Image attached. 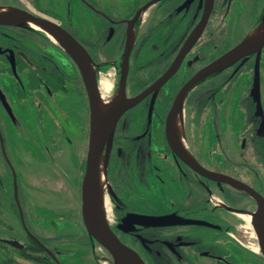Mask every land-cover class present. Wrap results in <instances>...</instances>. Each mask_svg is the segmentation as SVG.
<instances>
[{"label":"flooded vegetation","instance_id":"af4514ba","mask_svg":"<svg viewBox=\"0 0 264 264\" xmlns=\"http://www.w3.org/2000/svg\"><path fill=\"white\" fill-rule=\"evenodd\" d=\"M83 1L89 3L86 4V6H88L91 15V17L89 15L90 20L88 24L89 34L85 33L87 42L90 41L93 43L94 53L96 56L100 55L102 57L101 61L96 59V56L91 53L90 49H88L85 38L81 39L77 37L73 33L69 32L60 23H56L64 27L84 47L96 67V74H100L102 71H106L109 68L112 69L114 76L112 78V84L114 88L117 87L118 89H122L125 99L137 95L174 65L175 60L178 58L183 49V45L189 33L201 19L208 4V0H140V5L133 9L134 0H122L123 3H113L111 8L105 9L103 4H97L93 0ZM217 3L222 4L223 7L226 8V11L223 14L216 13L217 10L215 7ZM250 5L251 2H247V0H213L212 9L206 24L199 35L192 41L189 49L185 52L174 72L160 87L151 91L142 99L129 105L122 112L115 124L113 138L111 141V149L113 154L117 157L115 164L118 178L115 182L118 183L121 180H124L126 187H130L129 185H131V183L134 184L136 182L138 185L144 186L145 189H148L151 182H149V180L154 175V172H156V170L163 169V167L157 164L155 159L163 161L169 160V163L173 164L177 171L176 176L169 177V181L173 182L174 186L177 190H179L178 196H176L175 199H170V209H167L166 207V204L169 203L166 199L163 200L162 203L159 201L162 205H155V199H152L148 205H138L140 207H136L134 202H126V204L120 203L115 205L114 212L116 222L111 225V228L120 239V235L114 230L113 226L118 225L121 217H126L128 214L167 215L166 219L158 226L136 224L134 226L124 227L128 230V232H126L127 237L133 238L136 236V238H141V235L143 236L144 253L148 260L145 262L146 264H219L221 261L226 262V264L264 263L263 253L253 250L250 245L244 246L239 240H237L233 234L236 227L228 220V217H231L232 215H238L241 217L240 212L242 211L250 213L254 212L251 208L253 204L255 205L254 210L256 211L261 205L264 206V200L262 204L258 206L257 199L245 190L221 181L206 178L195 172L186 163L176 157L171 147L169 128H167L168 111L182 85L201 67L222 56L227 50L232 48L230 47L226 49L227 44L230 41L231 33L235 35L238 32L243 31V34L245 32L243 37L240 39L241 41L247 32L252 29V27L258 26L262 23L264 20V3L263 14H261L259 22L256 25H253L250 29L246 30V28L253 23V19L251 17L241 18L240 15L242 8ZM257 6L262 7L261 2H259ZM16 7L23 9L20 5ZM236 7L237 9L239 8L240 11L237 24L233 26L234 30L231 29V25L229 26V34L223 43L218 45L217 48L215 45L201 48L200 41L204 39L206 29L208 27L221 24L228 25L231 11ZM129 28H132V39L126 56L127 63L124 73L123 62L125 59ZM92 32L95 34V37L92 35ZM207 36L208 35L205 34V38H207ZM240 41H238V43ZM51 42L55 45L50 44L48 46H57L60 50L67 53L57 43L52 40ZM2 46H4V44L0 45V47ZM3 49H5V53H9L10 60L11 54L14 56L15 72H13L11 62L9 66L11 74L14 78V96L15 99L22 100L25 96L22 99L18 97V85L24 86L25 94L26 90L30 89L26 88L25 79L17 70L16 60L17 56L23 57L25 54L20 50L15 51L14 49L8 48L6 45ZM256 49V52L239 57L232 64V66L230 65V68L226 70H224L226 67L220 69L221 71L224 70L220 73L222 74L223 82L228 81L226 83L228 86V93L222 103L227 99L233 82L240 75L251 73V88L253 87V92L251 94V92L248 91L249 88H242L240 106L244 111V123L248 120L250 112H257V132L264 134L260 128V105L258 108L256 100L253 101V99H255L254 64L257 52L260 54L259 92L261 91V67L264 63V42ZM51 55L53 56V54ZM201 58L206 59L203 60ZM4 59H6V56L3 55L2 57L0 55V61H3ZM201 60L203 61L201 62ZM183 66L186 68L189 76L185 81H180L177 88L176 86L172 87L171 84L173 78L175 75L180 73ZM62 68L65 69L63 66ZM220 70L212 72L199 80L187 93L184 102H186V98L199 87L205 78L211 74L219 72ZM66 71L69 74H72L68 70ZM78 72L81 75L79 68ZM83 84V95H86V85L84 79ZM71 88L79 96H82L71 86H68L67 92L72 90ZM39 89L51 95H64L67 93L59 92L53 94L43 88L35 90ZM164 89H166L167 93H164ZM8 94V96L5 95L4 97L9 103H12L14 99H12L9 91ZM0 105L2 107L1 102ZM159 107L162 108L164 114H160ZM211 118L212 120L214 119L212 114ZM241 128L239 131L234 132V138L238 143L237 153L241 155L242 153L245 154L250 151L254 152V147H248L245 145V138L247 136L244 131H241ZM188 150L190 151L189 148ZM0 153V170L2 168L4 171L5 168H8L11 176L12 162L8 159L9 156L1 136ZM193 158L195 159L194 156ZM111 161L113 160L109 159L110 164H112ZM201 166L214 171L226 173L245 182L253 187L264 198L262 191L264 186V163L256 162L250 164H231L230 162H227L224 169L208 168L204 165ZM108 169L109 167L106 168V181L110 175V171H108ZM121 172L129 174L127 177H122L120 176ZM159 178L161 179V182H168V179H163L161 176H159ZM10 180L12 182L11 188H13L14 178L11 176ZM0 184L3 186V189L6 190V178H2V176H0ZM113 186L116 190L119 189L116 185H114V183ZM11 191L13 193L14 191L17 192V196L11 194V201L12 204L18 208L19 222L26 232V241L23 243L15 238L2 236H0V239L8 244H10L8 240H16L24 246L27 242V236H31L43 245L44 249L50 254L56 264H65L63 256L67 254V252H70V250L62 248V245L66 244L65 242L55 243L57 235L61 234L51 235L50 237H44L37 234V232L32 229L29 220L25 215L26 213L24 212L25 214H23L22 205L19 202L20 199L18 197V190L11 189ZM117 191L120 192L119 190ZM212 194H214L216 198L221 201L220 204H217L214 201V198L211 197ZM246 195L250 198L249 201L246 200ZM178 197L179 200H177ZM210 199L214 201L217 206H213ZM151 203L153 205H151ZM188 219L202 220L206 222V224H190L180 222ZM154 230L159 232L157 240L160 248L157 253L153 250L154 245L152 240H156V238L152 237ZM74 235H76V237L79 236L80 238H83L86 236V232L84 231L82 234L74 233ZM42 238L48 240L53 246V249L45 245L41 240ZM255 238L256 242L253 244H259V238ZM230 244L242 250L243 253H247L248 259H244L243 261L241 260L240 262L227 260V255H229L232 251ZM77 245L87 248L88 246H91L88 245L85 240L82 243H77Z\"/></svg>","mask_w":264,"mask_h":264},{"label":"rangeland","instance_id":"374dc122","mask_svg":"<svg viewBox=\"0 0 264 264\" xmlns=\"http://www.w3.org/2000/svg\"><path fill=\"white\" fill-rule=\"evenodd\" d=\"M93 1L97 4H103L105 9L111 8L113 3H123L122 0ZM139 3L140 0H134L132 8L138 7ZM0 4L20 5L23 9L34 14L60 23L77 37L85 38L88 49L95 55L94 45L90 41L87 42L85 35V33L89 34L88 24L91 17L90 10L86 6V4H89L88 2L83 0H0ZM239 12L237 7L231 11L228 24L231 25L232 30H234L233 26L237 24ZM26 26L30 27L29 25ZM244 34L243 31L235 35L231 33L227 48L237 44ZM92 35L95 37L93 32ZM45 50L53 54L66 70L74 75L79 74L76 64L67 53L57 46H46ZM0 55L6 56V59L0 61V102L2 103V107L0 105V136L4 141L9 156L8 159L12 162L11 176L14 178L12 190H20L23 194L25 204H21L19 201L23 205V214L26 213L25 215L32 229L40 236L50 237L59 233L82 234L84 231L91 236L89 241L86 242L91 245L88 248L77 245V243L84 241L81 239H76L77 243L69 241L62 245V248L70 250L63 256L65 264H115V260L110 253L88 232L82 214L81 181L90 139L91 108L87 88L86 95L82 96H79L72 88L64 95H51L41 89L26 90L24 99H15L14 78L9 68L10 55L8 52L5 53V49H0ZM23 57L28 58L27 55H23ZM261 72L259 113L261 114L260 128L264 133V63ZM188 76L189 74L183 66L180 73L173 78L171 86L177 88L180 81H185ZM113 77L111 68L96 74L98 89L101 94L105 95L106 101H110L115 97L118 88H114L112 84L111 89L105 92L100 81L103 78H108L112 82ZM251 82V73L240 75L233 82L227 99L219 108L218 126L223 138L221 143L227 149L230 158L237 161L242 160V157L237 153L238 143L234 138V132L239 131L244 123V111L240 106V98L243 87L249 88L248 91L252 94ZM8 91L14 99L12 103H9L4 97L9 95ZM164 91V93H167L166 89ZM183 107L182 133L186 146L192 152L195 160L208 168L224 169L228 161L223 153L214 148L217 136L216 126L213 123L214 119L212 120L211 114H206L201 127L196 129L191 117L192 113L189 114L185 102ZM159 112L161 115L164 114L161 107H159ZM245 156L250 157V155ZM109 159L113 160L111 161L112 164L109 163ZM116 160L117 157L113 154L110 142L107 162L110 175L107 179L106 189L110 207V220L108 222L110 228L116 222L114 212L116 204L134 202L136 207H140L138 205H148L152 199L156 200L155 205L161 204L166 199L167 202L169 201L168 204L165 203L167 209L171 208L170 199H175L179 194V190L173 182L169 181L170 176L174 177L177 174L175 166L170 164L169 160L155 159L163 169L154 172L149 180L151 182L148 189L136 182L131 183L130 187H126L124 180L118 183L115 182L118 178ZM248 160L251 161V159ZM107 166L106 168H108ZM159 176L168 179V182H161ZM113 183L119 188L117 190L120 192L114 188ZM262 191L264 194V186ZM11 192V186L4 190L0 184V236L12 237L24 243L26 232L19 222L18 208L11 201V194L17 196V192ZM211 197L217 199L214 194ZM177 200H179V197ZM211 202L213 206H217L214 201L211 200ZM151 205L153 204L151 203ZM251 208L255 211L254 204ZM136 216L137 214H128L116 226L126 227L139 224ZM228 220L235 225L236 229L233 234L242 245L251 246L256 242L251 228L247 226L243 218L232 215L228 217ZM111 230L113 231L112 228ZM230 247L232 251L227 255V260L240 262L248 259L247 253H243L242 250L231 244ZM219 264H226V262L221 261Z\"/></svg>","mask_w":264,"mask_h":264},{"label":"trees","instance_id":"16d2710c","mask_svg":"<svg viewBox=\"0 0 264 264\" xmlns=\"http://www.w3.org/2000/svg\"><path fill=\"white\" fill-rule=\"evenodd\" d=\"M248 1L251 2V5L242 8L240 15L241 18L251 17L253 19V23L248 26L246 30L250 29L253 25H256L259 22L260 16L261 14H263L264 3V0H247V2ZM259 2H261L262 7L257 6ZM215 9L217 10L216 13L218 14H223L226 11V8H224L220 3L216 4ZM229 28V24H221L208 27L205 31V34L208 36L207 38H205L204 34V39L200 41V47L205 48L209 47L210 45H215L217 48L218 45L223 43V41L229 34ZM3 44L8 48L14 49L15 51L20 50L22 53L27 55V59L21 56H17L16 60L17 70L19 71L21 76L24 77L26 83L25 86L27 89L35 90L38 88H43L49 93L54 94L59 92H67L68 86H71L75 88L76 91L81 95L84 94V84L81 75L69 74L65 69L62 68L59 62L51 54L45 51L46 46L55 44H53L47 37V35L43 32L32 29L23 24L0 23V45ZM4 46L0 47V49H3ZM226 49L228 48L226 47ZM1 56L3 57V55ZM201 59L205 60L206 58ZM203 60H201V62ZM231 66L229 65L224 70L230 68ZM222 71L220 70L219 72L209 75L201 82L199 87L186 98L185 104L189 109V114L192 113L191 117L194 127H196V129H199L206 114H212L214 118L213 123L216 126L215 131L217 134L216 141L214 142V148L223 153L225 159L228 162H230L231 164H250L256 162L264 163V134H260L257 132L258 114L256 111H254V113L250 112L248 120L243 124L241 128V131H244L247 136L245 138V145L248 147H254V152L250 151L249 153H242L241 155H239L242 157V160L237 161L230 158L227 149L221 143L223 138L219 132L218 126L219 106L226 98V95L228 93V86L226 85L228 81L223 82L222 74H220ZM24 96V86L18 85V97L22 99ZM245 155H250V157H246ZM248 159H251V161H249ZM128 174L129 173L121 172L120 176L127 177ZM0 176H2V178H6V188H9L12 185V182L10 180L11 176L8 168H5L4 171L0 170ZM18 197L21 204H23L24 198L20 190H18ZM246 200H250L247 195ZM120 221H122V217L119 219V222ZM113 228L129 247L135 249L145 262L148 261L144 253V238L142 235L141 238H136V236L130 238L127 237L126 234L128 230L123 226H113ZM158 233L159 232L157 230H154V233L152 234V237L156 238V240H152L154 245L153 250L155 253H157L160 248L157 240ZM90 237L91 236L88 233H86V236L83 238H80L79 236L76 237V235L74 234H61L57 235V240H55V243H63L69 241L77 242L76 239H81L82 241L85 240L87 242L89 241ZM41 240L45 245L53 249V246L48 240H46L45 238H42ZM0 264L56 263L54 262L50 254L44 249L41 243H39L35 238L31 236H27V242L20 248L14 247L0 239Z\"/></svg>","mask_w":264,"mask_h":264},{"label":"bare ground","instance_id":"6f19581e","mask_svg":"<svg viewBox=\"0 0 264 264\" xmlns=\"http://www.w3.org/2000/svg\"><path fill=\"white\" fill-rule=\"evenodd\" d=\"M0 22L10 24H25L32 28L43 31L52 41L62 47L71 60L78 66L80 73L83 75L84 82L88 91L90 101V135L92 138H98L106 132L113 120V114L116 108L125 100L122 89H118L115 93V97L110 100H105V95L100 93L98 89V82L96 79V67L92 64L90 58L84 47L72 36H67L60 32L58 29L51 27L48 24L40 23L31 19L20 16V10L16 6L12 5H0ZM264 31V23L255 26L247 32L244 38L235 46L227 50L221 56V65H226L232 62L236 57L245 52L246 50L256 48L259 46ZM132 39V28H129L125 59L123 62L124 73L127 63V54ZM101 87L103 90L109 91L111 89L112 82L108 78H103L101 81ZM184 100L178 105L175 110L170 126L169 135L173 146L182 151L188 158L194 161L191 152L188 150L184 137L182 135L183 122H184ZM110 135L104 142L102 149L96 159L93 167L91 181H90V198L94 203L96 212L102 229L108 236L112 234V230L108 224L110 217V207L108 198L106 195L107 181L105 179V171L108 162L110 152V142L112 141ZM217 204L221 201L214 199ZM84 223L87 230L93 234H98V228L94 226L90 210L85 207L83 210ZM241 218H243L247 226L251 228L254 237L259 238V244H252L251 248L255 251H260L264 254V206L261 205L254 212H240ZM129 255L136 259H140L139 255L133 251H126ZM115 264H122L119 258H116Z\"/></svg>","mask_w":264,"mask_h":264},{"label":"water","instance_id":"95a60500","mask_svg":"<svg viewBox=\"0 0 264 264\" xmlns=\"http://www.w3.org/2000/svg\"><path fill=\"white\" fill-rule=\"evenodd\" d=\"M213 0H208V4L206 6V9L199 20V22L195 25V27L191 30L189 33L181 53L179 54L178 58L175 60L174 65L168 69L164 74H162L160 77H158L153 83H151L148 87H146L144 90L139 92L137 95L126 98L122 104H120L113 114V120L109 128L104 132V134L98 138H92L90 135V139L88 141V148H87V155H86V161H85V169L84 174L81 181V207H82V214L85 207H88L90 210V216L91 220L98 228V234L95 236L89 233L101 244V246L106 249L110 253V255L113 257L114 260L116 258H119L122 262V264H146L145 261L142 259V257L139 255V253L134 250L133 248L129 247L127 244H125L113 231L112 234L106 235L104 230L102 229V226L100 224L98 214L96 212V208L94 206V203L92 202L90 198V181H91V175L93 171L94 164L96 162V159L102 149V146L105 142V140L112 134L114 131L115 124L117 120L119 119L122 112L131 104L135 103L136 101L142 99L147 94H149L151 91L157 89L160 87L174 72L177 65L180 63L182 57L184 56L185 52L189 49L192 41L199 35L201 30L203 29L204 25L206 24V21L209 17L210 11L212 9ZM20 16L25 17L27 19H31L40 23L48 24L51 27H54L58 29L60 32L64 33L67 36L72 35L60 24L56 23L55 21H52L48 18H45L43 16L34 14L33 12H30L28 10L20 9ZM4 23V22H0ZM264 23V20L262 21ZM264 42V31L262 35V39L259 45H262ZM257 48V47H256ZM252 48L249 50H246L242 54H240L238 57H236L232 62L221 65V56L216 58L215 60L209 62L208 64L201 67L198 71H196L178 90L172 105L168 111L167 114V128L170 126L171 118L177 109L178 105L185 99L187 93L192 89V87L203 77L206 75L215 72L217 70L223 69L224 67H227L228 65H231L233 62H235L239 57L246 54H251L253 52H256L257 49ZM259 52L256 53V59L254 64V96L257 103V106L259 108L260 105V92H259ZM11 66L13 69V72H15V65H14V56L11 54ZM94 65V63L92 62ZM82 75V74H81ZM83 77V75H82ZM84 79V78H83ZM96 80V79H95ZM170 138V137H169ZM171 142V141H170ZM171 147L176 155L182 162L186 163L189 167H191L195 172L199 173L200 175L212 179L221 181L224 183H227L229 185L236 186L242 190H245L250 195L255 197L258 202V206H260L264 200L263 196L258 193L253 187L246 184L245 182L230 176L226 173L214 171L211 169H207L203 166H201L195 159L194 161L188 158L182 151L177 149L173 144L171 143ZM105 179L107 178V174L105 171ZM136 215V214H135ZM167 215H155V214H137V223L143 224V225H151V226H158L160 225L165 219ZM84 219V216H83ZM180 222L183 223H190V224H206V222L202 220H196V219H188V220H182ZM8 242L16 247H22L23 244L16 241V240H8ZM126 251H133L136 252L140 259H136L129 255Z\"/></svg>","mask_w":264,"mask_h":264},{"label":"crops","instance_id":"0c3cea01","mask_svg":"<svg viewBox=\"0 0 264 264\" xmlns=\"http://www.w3.org/2000/svg\"><path fill=\"white\" fill-rule=\"evenodd\" d=\"M95 56H96V55H95ZM96 59H98V60L101 61V60H102V57H101L100 55H97V56H96Z\"/></svg>","mask_w":264,"mask_h":264}]
</instances>
